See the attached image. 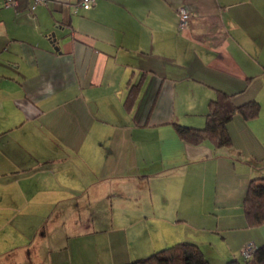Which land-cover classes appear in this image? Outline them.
<instances>
[{"label": "crops", "instance_id": "0c3cea01", "mask_svg": "<svg viewBox=\"0 0 264 264\" xmlns=\"http://www.w3.org/2000/svg\"><path fill=\"white\" fill-rule=\"evenodd\" d=\"M79 1H0V264H124L181 241L241 260L264 243L243 209L264 176V0ZM217 91L258 116L232 117L230 147L181 140Z\"/></svg>", "mask_w": 264, "mask_h": 264}, {"label": "trees", "instance_id": "16d2710c", "mask_svg": "<svg viewBox=\"0 0 264 264\" xmlns=\"http://www.w3.org/2000/svg\"><path fill=\"white\" fill-rule=\"evenodd\" d=\"M133 91V89H132ZM128 102L127 105H129ZM260 103L258 100H248L235 104L227 93L217 91L208 104L205 125L193 127L175 125L178 137L186 143L198 145L205 140H211L216 148L230 147L232 139L228 131V122L235 114L243 119L258 116ZM243 209L249 226L264 223V176L252 178L247 186ZM124 264H211L197 244L181 241L154 251L147 257L135 259ZM226 264H264V243L254 247L251 256L241 260L230 259Z\"/></svg>", "mask_w": 264, "mask_h": 264}, {"label": "rangeland", "instance_id": "374dc122", "mask_svg": "<svg viewBox=\"0 0 264 264\" xmlns=\"http://www.w3.org/2000/svg\"><path fill=\"white\" fill-rule=\"evenodd\" d=\"M207 166L209 168V165H207ZM161 167H162V169H160ZM191 167H193L197 173L198 172L201 173L202 166H199V164H193V165H191ZM153 168H157V169L159 168V170H160L155 174V176H154L155 181L154 182H156L158 184L157 189H161L162 185L165 184L166 182H168V179L170 178V176H172V174L168 169L163 168V166L161 164H158ZM165 174H169V175H165ZM170 182H171V180H170ZM170 182L167 183V185H165V187L163 188L164 193H166L167 191H168V193L174 192V184H172ZM124 185H126V184H124ZM124 185H122V187H124ZM190 185H191V181L189 182L188 187L186 189L187 193H208L209 189L213 188V185L211 183H209L207 185V187L202 182H200L199 184H195L193 186H190ZM189 187H192V188H189ZM203 187H205V189ZM152 189H154V188H152ZM184 228H186V227L184 226Z\"/></svg>", "mask_w": 264, "mask_h": 264}, {"label": "built area", "instance_id": "2783aa9c", "mask_svg": "<svg viewBox=\"0 0 264 264\" xmlns=\"http://www.w3.org/2000/svg\"><path fill=\"white\" fill-rule=\"evenodd\" d=\"M0 1L4 5H14L17 3L18 0H0ZM43 3H45V0H33L32 5H31V9L33 10L38 4H43ZM93 3H94V0H80L79 1V5L84 9L90 8ZM178 14L180 17V27H185L187 20L190 16L188 10L186 9V7L180 6L178 8ZM253 248L254 247L251 244H246L241 250L242 256L244 258L250 257Z\"/></svg>", "mask_w": 264, "mask_h": 264}, {"label": "water", "instance_id": "95a60500", "mask_svg": "<svg viewBox=\"0 0 264 264\" xmlns=\"http://www.w3.org/2000/svg\"><path fill=\"white\" fill-rule=\"evenodd\" d=\"M51 37H52L53 40H55V33L54 32L51 33Z\"/></svg>", "mask_w": 264, "mask_h": 264}]
</instances>
